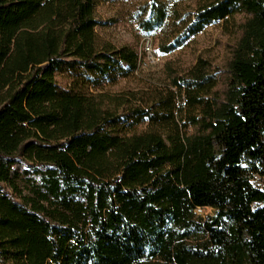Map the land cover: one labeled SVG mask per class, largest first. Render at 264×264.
Returning a JSON list of instances; mask_svg holds the SVG:
<instances>
[{
	"label": "trees",
	"instance_id": "16d2710c",
	"mask_svg": "<svg viewBox=\"0 0 264 264\" xmlns=\"http://www.w3.org/2000/svg\"><path fill=\"white\" fill-rule=\"evenodd\" d=\"M101 1L0 0V264H264V0L199 1L181 33L221 23V63L119 95L140 57Z\"/></svg>",
	"mask_w": 264,
	"mask_h": 264
},
{
	"label": "rangeland",
	"instance_id": "374dc122",
	"mask_svg": "<svg viewBox=\"0 0 264 264\" xmlns=\"http://www.w3.org/2000/svg\"><path fill=\"white\" fill-rule=\"evenodd\" d=\"M199 1L163 0L161 4L167 11L166 19L160 25L149 27L143 21L148 0H102L95 10L99 22L95 30L97 36L116 48L130 47L140 57V66L135 74L118 76L114 81L100 84L96 91L119 95L147 90L166 82L165 70L168 67L183 73L200 57L215 65L220 64L226 56V46L233 41L224 34L221 23H201L194 33H181L183 25L191 22L190 14ZM86 78L91 83L97 82L96 76ZM91 89L94 90L93 87ZM252 183L264 189L263 177L255 176ZM195 215L207 218L213 216L214 211L210 208L196 209Z\"/></svg>",
	"mask_w": 264,
	"mask_h": 264
},
{
	"label": "bare ground",
	"instance_id": "6f19581e",
	"mask_svg": "<svg viewBox=\"0 0 264 264\" xmlns=\"http://www.w3.org/2000/svg\"><path fill=\"white\" fill-rule=\"evenodd\" d=\"M149 44V43H148ZM150 49V48H149ZM154 57H156V60H158L159 59V57H157L156 55H153Z\"/></svg>",
	"mask_w": 264,
	"mask_h": 264
}]
</instances>
